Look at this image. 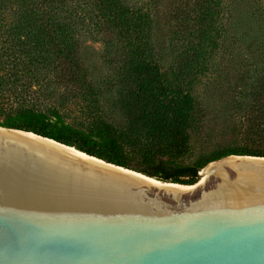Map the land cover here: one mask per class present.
Instances as JSON below:
<instances>
[{
	"label": "water",
	"instance_id": "water-1",
	"mask_svg": "<svg viewBox=\"0 0 264 264\" xmlns=\"http://www.w3.org/2000/svg\"><path fill=\"white\" fill-rule=\"evenodd\" d=\"M200 171L166 186L0 126V264H264V157Z\"/></svg>",
	"mask_w": 264,
	"mask_h": 264
},
{
	"label": "trees",
	"instance_id": "trees-1",
	"mask_svg": "<svg viewBox=\"0 0 264 264\" xmlns=\"http://www.w3.org/2000/svg\"><path fill=\"white\" fill-rule=\"evenodd\" d=\"M130 1L0 0V20L6 8L13 6L11 32L21 49L18 56L23 54L22 62L29 67L45 63L47 56L53 55L66 59L75 74L80 75L81 69L77 68L80 27L87 19L109 27L123 48L119 55L121 78L127 85L130 116L125 131L101 122L103 140L52 122L45 113L33 108L6 113L0 126L33 132L106 162L179 184L196 182L199 170L212 160L232 154L264 157V146H243L221 150L193 163L174 162L189 149L187 129L194 98L187 87L218 45L222 0H176L167 20L168 36L185 46L169 65L155 49L150 12ZM261 87L264 89V85Z\"/></svg>",
	"mask_w": 264,
	"mask_h": 264
},
{
	"label": "rangeland",
	"instance_id": "rangeland-1",
	"mask_svg": "<svg viewBox=\"0 0 264 264\" xmlns=\"http://www.w3.org/2000/svg\"><path fill=\"white\" fill-rule=\"evenodd\" d=\"M130 2L150 12L155 49L169 65L185 46L168 36L167 20L176 0ZM222 6L218 45L187 87L194 98L189 149L175 163L205 160L228 148L264 146V0H222ZM6 9L0 20V120L12 110L33 108L96 140L104 139L101 122L125 131L130 116L127 85L121 78L123 48L114 32L90 19L80 27V75L66 59L53 55L29 67L22 62L23 54L18 56L21 49L11 32L13 6Z\"/></svg>",
	"mask_w": 264,
	"mask_h": 264
},
{
	"label": "bare ground",
	"instance_id": "bare-ground-1",
	"mask_svg": "<svg viewBox=\"0 0 264 264\" xmlns=\"http://www.w3.org/2000/svg\"><path fill=\"white\" fill-rule=\"evenodd\" d=\"M27 136H30V137H33V136H31V135H27ZM67 150H70V151H73V152H75V153H78V154H80V155H83L82 153H80V152H77V151H75L74 149H72V148H68ZM83 156H85V155H83ZM85 157H87V156H85ZM88 158V157H87ZM92 159V158H91ZM93 160V159H92ZM136 176H138L139 178H142V179H144V180H147V181H150V182H154V183H158V184H162V185H166V186H173V187H182V188H186L187 186H190V185H183V184H179V183H173V184H167V183H162V182H160V181H157L156 179H153V178H147V177H145V176H143V175H141V174H136ZM202 178V177H201ZM200 178V179H201ZM200 181V180H199Z\"/></svg>",
	"mask_w": 264,
	"mask_h": 264
}]
</instances>
